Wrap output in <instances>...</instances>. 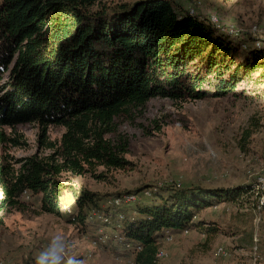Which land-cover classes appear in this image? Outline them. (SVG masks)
<instances>
[{
	"label": "trees",
	"instance_id": "trees-1",
	"mask_svg": "<svg viewBox=\"0 0 264 264\" xmlns=\"http://www.w3.org/2000/svg\"><path fill=\"white\" fill-rule=\"evenodd\" d=\"M223 29L174 0H0V212L26 208L28 195L38 200L39 212L60 217L69 193L75 205L66 214L70 223L92 234L99 222L87 220L90 210L118 219L122 240L110 237L103 246L132 264H156L167 234L200 229V209L250 191L254 184L148 187L151 198L138 197L130 212L127 202L107 201L139 193H115L102 206L101 194L60 179L97 165L125 168L126 143L118 147L108 135L133 108L155 97L221 98L264 70V38L235 40ZM25 123L38 125V145L48 154L16 158L8 152L24 142L5 128ZM49 126L64 128L58 141L49 139Z\"/></svg>",
	"mask_w": 264,
	"mask_h": 264
},
{
	"label": "rangeland",
	"instance_id": "rangeland-1",
	"mask_svg": "<svg viewBox=\"0 0 264 264\" xmlns=\"http://www.w3.org/2000/svg\"><path fill=\"white\" fill-rule=\"evenodd\" d=\"M100 1L115 5L136 0ZM174 1L187 12L194 7L196 15L219 24L224 28L221 33L235 40L246 38L245 34L264 38V0ZM116 123V132L108 136L118 147L126 143L123 156L129 164L125 168L97 165L83 174L60 175L62 181L101 194L102 206L115 193L128 191L139 193V201L150 199L148 187L158 191L175 185L230 189L253 185L258 176L264 178V70L254 71L224 97L187 101L155 97ZM5 129L22 135L24 144L8 149L14 157L50 152L38 145L36 123ZM63 131L61 126H49L47 135L58 141ZM252 187L235 201L200 209L196 219L205 225L161 241L165 256L156 264H264V207H258L259 195ZM25 199L30 203L26 208L0 212V264H33L35 254L57 233L73 245V253L85 264H132L108 247L92 246L91 234L70 223L65 211L60 217L39 212L35 196L25 195ZM136 199L127 202V211H132ZM62 203L75 209L69 193L63 195Z\"/></svg>",
	"mask_w": 264,
	"mask_h": 264
},
{
	"label": "built area",
	"instance_id": "built-area-1",
	"mask_svg": "<svg viewBox=\"0 0 264 264\" xmlns=\"http://www.w3.org/2000/svg\"><path fill=\"white\" fill-rule=\"evenodd\" d=\"M196 2L199 3L200 0H196ZM196 2H195V5H197ZM188 13L189 14H195L194 7L189 8ZM262 170L264 172V163L262 165ZM254 190L259 195V201H258L259 206L264 205V178L263 177H260V176L257 177V180L254 183ZM147 192H148V190L145 191V193H147ZM135 199H136V195L125 194L122 197H116V198L112 199L110 201V203H112L113 205H119L122 202H132ZM63 211H65L67 214L72 213V210L70 207L63 206ZM118 218L122 219L123 215L118 214ZM87 220L99 222V224L95 228L94 232L91 234L92 237L90 238V244L92 246L106 244L108 242V240L110 239V237H113L115 240H118V241L122 240V237L117 232V228L121 226L118 219L113 220L112 217H110L109 215L92 209L89 211V213L87 215ZM114 226L116 228H114ZM109 227L111 228V232H110L111 234L107 233ZM184 233H188V231H184ZM171 239H172L171 234H167L165 236V240L170 241ZM126 246L128 247L129 244L127 243ZM218 252L223 253V249L219 248ZM90 254L91 253H89L88 255H90ZM164 256H165V253L161 249H159L156 253V261L163 258Z\"/></svg>",
	"mask_w": 264,
	"mask_h": 264
},
{
	"label": "clouds",
	"instance_id": "clouds-1",
	"mask_svg": "<svg viewBox=\"0 0 264 264\" xmlns=\"http://www.w3.org/2000/svg\"><path fill=\"white\" fill-rule=\"evenodd\" d=\"M33 264H85L73 253V245L62 234L51 236L34 256Z\"/></svg>",
	"mask_w": 264,
	"mask_h": 264
}]
</instances>
